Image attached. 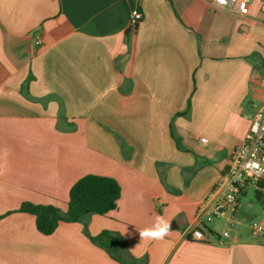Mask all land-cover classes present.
<instances>
[{
  "label": "crops",
  "instance_id": "1",
  "mask_svg": "<svg viewBox=\"0 0 264 264\" xmlns=\"http://www.w3.org/2000/svg\"><path fill=\"white\" fill-rule=\"evenodd\" d=\"M263 2L238 14L212 0H0V264H264L254 232L186 236L264 105ZM88 174L121 185L118 207L87 220L91 236L121 237L123 262L81 222L44 235L19 211L66 212ZM157 215L169 234L141 240Z\"/></svg>",
  "mask_w": 264,
  "mask_h": 264
},
{
  "label": "built area",
  "instance_id": "2",
  "mask_svg": "<svg viewBox=\"0 0 264 264\" xmlns=\"http://www.w3.org/2000/svg\"><path fill=\"white\" fill-rule=\"evenodd\" d=\"M252 1L212 0V5L217 9H228L242 14ZM261 10L264 11V2ZM142 19L143 14L140 11L134 12L130 18L131 29H136ZM202 142H207V139L203 138ZM250 187L264 198V105L253 114L243 141L230 151L223 173L208 197L199 204L195 223L186 233L187 238L198 242H210L216 238L220 243L230 238L241 199ZM212 222L223 224L220 235L217 236L208 230L207 226ZM253 232L264 238V224L254 223Z\"/></svg>",
  "mask_w": 264,
  "mask_h": 264
},
{
  "label": "trees",
  "instance_id": "3",
  "mask_svg": "<svg viewBox=\"0 0 264 264\" xmlns=\"http://www.w3.org/2000/svg\"><path fill=\"white\" fill-rule=\"evenodd\" d=\"M120 197L121 185L115 178L88 174L71 187L66 212L54 205H41L32 202L22 203L19 211L35 215L36 227L44 235L53 234L60 222H81L84 224L85 233L95 244L123 262L128 250L126 245L120 244L121 237L109 231L91 236L87 220L91 214L106 215L115 210ZM256 197L264 202V198L259 194H256Z\"/></svg>",
  "mask_w": 264,
  "mask_h": 264
},
{
  "label": "rangeland",
  "instance_id": "4",
  "mask_svg": "<svg viewBox=\"0 0 264 264\" xmlns=\"http://www.w3.org/2000/svg\"><path fill=\"white\" fill-rule=\"evenodd\" d=\"M246 201H250L254 206L253 209L246 213L245 215L241 213L239 217L236 219V223L234 225V230L241 229L247 234L253 233V225L254 223H260L263 224L264 221V202L262 200L257 199L256 193L254 192V189L250 187L248 189L247 195H246ZM223 224L219 223L215 225V227L222 232L223 230Z\"/></svg>",
  "mask_w": 264,
  "mask_h": 264
},
{
  "label": "clouds",
  "instance_id": "5",
  "mask_svg": "<svg viewBox=\"0 0 264 264\" xmlns=\"http://www.w3.org/2000/svg\"><path fill=\"white\" fill-rule=\"evenodd\" d=\"M142 199V197H141ZM171 224L163 216L157 215L153 224L139 231L141 240L162 241L170 232Z\"/></svg>",
  "mask_w": 264,
  "mask_h": 264
}]
</instances>
